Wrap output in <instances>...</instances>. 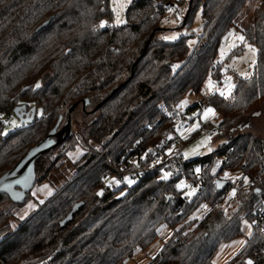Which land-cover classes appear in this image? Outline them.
Wrapping results in <instances>:
<instances>
[{"label":"trees","instance_id":"obj_1","mask_svg":"<svg viewBox=\"0 0 264 264\" xmlns=\"http://www.w3.org/2000/svg\"><path fill=\"white\" fill-rule=\"evenodd\" d=\"M174 1L188 7L189 0H132L124 23L100 27L109 0H0V175L43 139L60 115L61 127L69 106H81L84 98L90 102L87 109L101 103L91 115L81 110L71 135L35 161L36 183L56 167L58 157L77 144L85 149L73 162L71 177L31 215L4 235L7 226L0 228V264H120L137 247L151 244L164 223L171 234L151 264H214L218 246L240 233L241 220H250L258 187L264 185V139L250 132L230 135L211 153L185 158L177 178L163 179L152 168L116 191L101 180L125 155L171 142L178 117L185 114L175 111L176 103L189 91L198 93L209 72L220 79L215 63L219 39L247 0H191L182 25L197 9L202 17L191 52L185 36L174 41L155 37L165 7ZM244 33L257 47V61L250 76L235 77L229 98L208 96L216 116L204 124L207 130L217 126L221 133L242 126L240 120L264 100V0ZM22 105L36 108L32 123L19 124L14 109ZM9 114L18 122L4 132ZM41 159L49 160L46 167ZM225 169L243 171L247 178L228 211H222L215 186ZM182 176L199 187L192 198L177 187ZM7 201L0 194V207ZM80 201L83 205L61 226ZM202 203L207 212L191 218ZM9 215L10 210L0 212V224ZM263 247L264 232L253 229L225 264H245L248 253Z\"/></svg>","mask_w":264,"mask_h":264},{"label":"rangeland","instance_id":"obj_2","mask_svg":"<svg viewBox=\"0 0 264 264\" xmlns=\"http://www.w3.org/2000/svg\"><path fill=\"white\" fill-rule=\"evenodd\" d=\"M132 0H109V14L101 21L104 25H120L125 22V11L127 6ZM260 0H247L243 9L235 19V22L230 26L220 37L218 44V52L216 55L215 63L219 65L220 79L214 77L209 72L202 81L198 93L189 91L176 103L175 111L178 113H185L187 121L176 128L179 138L186 141L182 147L184 158L190 155H205L213 152L217 146L230 136L240 132H250L254 135L264 139V100L260 103L257 111L248 113L240 121L242 126L236 127L234 130H225L218 133L214 129L207 130L202 128V125L216 116V110L213 104L208 107L188 111V107L197 102L201 96H210L211 94H219L225 98H229L232 94L235 77H248L253 71V67L257 61V47L248 41L245 36L244 29L249 27L252 22V14ZM177 10L173 14L172 10L164 11V15L159 21V27L155 37L164 41H174L181 36L186 37V44L189 52L196 46L199 35L202 30V17L201 10L197 9L187 25H182L184 15L186 13V3L179 4L174 1L169 4ZM114 9H116L114 11ZM119 19L120 22H117ZM237 36H243L244 42L236 39ZM235 45V46H233ZM256 49V54L253 55L248 46ZM43 80L38 81L37 85H42ZM229 85L231 88L229 89ZM182 105V106H181ZM211 108L215 115L209 114L205 119L204 112L206 109ZM90 108H86L89 111ZM81 106H77L71 114V126L74 130L77 126L76 118H81ZM92 112H89V114ZM88 114V115H89ZM86 115V116H88ZM91 115V114H90ZM15 118V119H14ZM88 118V117H87ZM16 116L7 118L4 132L13 129L18 122ZM89 119V118H88ZM194 129V130H193ZM233 131V132H232ZM196 133H199L195 135ZM193 135H195L193 137ZM203 142V143H202ZM85 152V149L77 144L74 149L69 150L65 155L56 159V167L50 170L44 178L34 183L32 189L28 193L27 199L12 206V201L5 202L0 207V212L10 210V215L5 217L0 228L7 226V229L2 232V235L12 231L21 220H24L31 215L48 196H50L56 188H58L66 179L71 177L75 168L73 162ZM49 160H40L42 166L48 164ZM196 170L199 172L200 167ZM217 170V169H216ZM165 176V175H164ZM168 176V175H167ZM168 178V177H167ZM164 178L163 179H167ZM137 179L127 177L126 183L128 186L132 185ZM177 187L183 190V194L192 198L196 192L191 185L183 179H179ZM191 193V195H189ZM208 210L206 204L202 203L192 214L191 218L195 217L200 219ZM253 231V227L249 219H243L240 222V233L233 238L222 242L212 256L214 264H225L230 258L237 254L244 246L247 237ZM171 234V228L167 224H161L157 230V236L151 244L145 248L137 247L131 256L125 258L120 264H151L152 259L158 253L161 246Z\"/></svg>","mask_w":264,"mask_h":264},{"label":"built area","instance_id":"obj_3","mask_svg":"<svg viewBox=\"0 0 264 264\" xmlns=\"http://www.w3.org/2000/svg\"><path fill=\"white\" fill-rule=\"evenodd\" d=\"M170 9L173 14H176L177 10L173 6L167 5L165 12ZM211 104L210 100L206 96H201L192 110L202 109L208 107ZM8 118H13V114H9ZM179 124L175 126L172 140L170 143L167 141L160 144L158 147L148 148L143 150L138 156L125 155L126 159L122 161H116L113 163L115 171H108L102 174L101 180L112 191L118 190L120 187H126V178L137 179L143 176L152 168H157L159 174L163 178L167 173L168 178H177L181 174V169L184 166L185 158L182 153V140L179 138L176 128L181 124L190 121L187 119L186 114L178 117ZM149 128H151L149 126ZM202 128L204 126L202 125ZM215 131H218V127H213ZM187 185H191L195 192L199 187L191 183V181L182 176ZM217 179L227 180V184L220 191L222 199V211H228L233 202L238 198L241 190L246 186L247 178L243 171L232 172L228 169L223 170ZM251 218L250 223L255 230L264 232V185L258 187V198L253 203L250 210ZM257 261H262L264 264V247L260 251L248 253L243 262L245 264H253Z\"/></svg>","mask_w":264,"mask_h":264},{"label":"water","instance_id":"obj_4","mask_svg":"<svg viewBox=\"0 0 264 264\" xmlns=\"http://www.w3.org/2000/svg\"><path fill=\"white\" fill-rule=\"evenodd\" d=\"M191 0L188 1V7L186 13L184 15L183 21H186V18L189 13ZM46 24L40 26L39 28L43 27ZM150 38L146 41L143 46L142 53L140 56L133 62L132 67L138 62L139 58L145 53L147 44L150 41ZM132 74V71H131ZM120 87L113 88L110 94H113L115 90ZM104 102V101H102ZM88 98H84L82 100L81 108L85 110L86 106L89 105ZM101 103H98L93 108H91L88 112H94L100 106ZM78 103H74L73 105L69 106L66 110L67 117L65 122L61 127L59 124L62 119V115H60L56 121L54 127L47 133V135L41 139L37 144L31 147L25 154L22 156L10 169L5 171L2 175H0V194H6L10 201L13 203L20 204L24 202L27 194L32 189L35 180H36V173H35V161L38 157L43 155L45 152L53 149L57 146L60 142L64 139H67L72 133V126H71V114L73 110L77 107ZM36 113V108L31 107L30 109L26 110L24 105L17 106L14 109V114L19 118V124L25 123H32L34 121ZM197 154H193L187 157L190 159ZM227 184V180L217 179L215 182L216 190L221 191L225 185ZM258 192V190H257ZM83 205V201L75 203L71 210L67 213V215L60 221V225L63 226L68 223L72 219V215L78 210V208Z\"/></svg>","mask_w":264,"mask_h":264},{"label":"snow or ice","instance_id":"obj_5","mask_svg":"<svg viewBox=\"0 0 264 264\" xmlns=\"http://www.w3.org/2000/svg\"><path fill=\"white\" fill-rule=\"evenodd\" d=\"M116 9H114V11H115ZM117 22H120L119 21V19H118V21ZM105 25H104V22H102L101 23V25H100V27H104ZM236 39H238L240 42H244V37L243 36H237L236 37ZM233 46H235V45H233ZM249 47V50L252 52V54L253 55H255L256 54V49H254V48H252L250 45L248 46ZM39 85H37V87H38ZM231 88V85H229V89ZM182 106V105H181ZM209 114H211V115H215V113H214V111L211 109V108H208V109H206L205 110V112H204V118L206 119L208 116H209ZM194 130V129H193ZM203 143V142H202ZM167 173L165 174V176H164V178H167ZM189 195H191V193H189Z\"/></svg>","mask_w":264,"mask_h":264},{"label":"crops","instance_id":"obj_6","mask_svg":"<svg viewBox=\"0 0 264 264\" xmlns=\"http://www.w3.org/2000/svg\"><path fill=\"white\" fill-rule=\"evenodd\" d=\"M231 96V95H230Z\"/></svg>","mask_w":264,"mask_h":264}]
</instances>
